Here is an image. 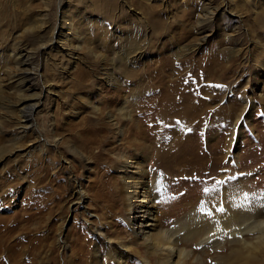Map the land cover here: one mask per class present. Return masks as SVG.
Here are the masks:
<instances>
[{
    "label": "rangeland",
    "instance_id": "374dc122",
    "mask_svg": "<svg viewBox=\"0 0 264 264\" xmlns=\"http://www.w3.org/2000/svg\"><path fill=\"white\" fill-rule=\"evenodd\" d=\"M131 47L142 58L122 61L120 84H109L114 60ZM17 48L24 52L13 56ZM210 55L216 69L177 67ZM261 58L264 0H0V264H115L113 255L145 264L126 219L121 154L130 171L143 165L128 175L131 186L135 178L159 185L155 232L177 236L190 211L235 177L264 197ZM178 76L205 90L211 115L208 128L176 142L172 116L164 132L157 123L160 90L148 88L159 78L173 88ZM246 99L254 108L239 122ZM127 100L138 106L125 120L118 110ZM34 105L24 128L22 114ZM233 240L219 251L183 238L180 248L188 264H218L231 257ZM262 251L248 263L264 264Z\"/></svg>",
    "mask_w": 264,
    "mask_h": 264
},
{
    "label": "bare ground",
    "instance_id": "6f19581e",
    "mask_svg": "<svg viewBox=\"0 0 264 264\" xmlns=\"http://www.w3.org/2000/svg\"><path fill=\"white\" fill-rule=\"evenodd\" d=\"M208 11L209 10L205 13L209 14ZM66 18L67 17H64L63 20L65 21ZM206 20L205 18L203 19V21ZM201 23L202 20L198 22V25ZM74 32L76 33V31ZM67 37L69 36L67 35ZM13 47L15 48V45ZM43 47L47 48V45ZM131 48L133 50L125 51L122 54L120 53L118 59L114 60L113 72L109 75V84L114 86L120 84L121 80L116 78L114 72L121 68L122 61L131 65L133 58H142L144 52L141 48ZM192 49L193 48H190L189 50ZM17 50L13 52V56L22 55L24 52L18 48ZM30 56L29 54V57ZM205 59L206 61H203L205 63L202 62L200 65L195 62L193 66H190L188 61H186L182 62L180 65L177 64V67L179 69L188 67L198 71L201 66L207 67V70L216 69L215 67L220 66V62L215 56L210 55ZM18 63L21 64L20 62ZM261 71H264V60L262 58L257 61L256 73ZM177 75H181L179 70ZM185 80L188 81L189 79L186 78ZM185 80L183 76H178L177 79L171 81V83L176 86L174 85L175 87L170 88L164 86L165 80L159 78L158 86L148 88L149 90L152 88L151 92L160 90L157 96L155 95L161 105L156 109L157 123L159 129H162L164 132L169 122L168 118L172 116L171 120L175 125V133L181 134V137H179L176 142H179L182 137L183 141H187L190 136L184 139V134L195 132L198 130V126H205L208 128L211 115L207 99L204 96L205 90L197 85L196 86L200 88L186 87L184 83ZM255 80L257 82L258 79L255 78ZM152 82L150 80V83ZM259 100H264V96ZM22 101H25V99H22ZM127 101L124 103L123 107L118 110L125 120L130 118L131 113L138 106V104ZM245 101L248 100L246 99ZM244 104L245 105L240 106V109L237 108L241 111V119H239V122L243 121L242 117H244V115L247 116V112L250 110L251 112H249L247 117L249 119V117H251L250 114H252V109L254 108V103L252 104L251 100ZM36 105L30 106L29 111L22 114V119L26 121V124L23 126L24 128L30 127L28 126L29 124H33V111ZM115 119V115H110L108 117L110 122H115ZM196 127L197 129H195ZM131 133L132 136H135L137 131L131 130ZM138 149L143 150L144 147ZM160 154H162V151ZM120 159L123 160L124 163L121 172H125V174L128 173L124 180L127 188V200L130 202L126 209V219L129 220L132 225V231L134 232L133 234H135V244L142 246L146 250V258L143 261L145 264H152L151 260L155 261V264H188L187 260L190 257V253L180 248L181 239L183 238L187 241H194L199 248L204 249L212 245L211 248L219 251L223 248L225 239H234L233 241L236 246L232 251L231 257L221 258L218 264H247L249 260L258 258L255 253L260 251L262 247L264 258V197L251 194V188L245 184V180L242 181L240 177H235L232 181L221 185L215 191V194L205 198L196 209L190 211V215L182 223L176 224L177 226L175 225L176 230L174 232L177 233L176 236L162 229L155 232V230L159 228L155 216L157 212V199L159 196L158 194L155 195L154 191L157 190L156 193L158 192L159 185L156 184L157 188L155 189L153 184H151V186H147L146 183L143 185L140 178H135L136 180L134 179V184L131 186L130 182L133 177L128 175L130 173L132 176L139 175L143 170V165L138 164L135 171H130V168L133 166L132 161L128 160V158L122 154L120 155ZM83 199L84 193L81 191L77 192V203L82 204ZM137 211H141L143 214L140 216L141 219L139 218V221L142 222L137 227V231H135L136 225H138L135 223L138 220L135 216ZM248 236L253 237V242H249L245 239ZM123 250L125 253H128L126 251H130L131 249L129 246L123 248ZM122 256L124 255H113L112 259L116 261L114 263L125 264L126 260Z\"/></svg>",
    "mask_w": 264,
    "mask_h": 264
}]
</instances>
